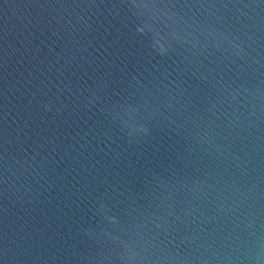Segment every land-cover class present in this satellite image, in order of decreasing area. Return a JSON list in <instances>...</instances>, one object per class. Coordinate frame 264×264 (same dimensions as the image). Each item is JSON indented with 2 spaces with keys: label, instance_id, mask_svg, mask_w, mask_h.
I'll return each instance as SVG.
<instances>
[{
  "label": "water",
  "instance_id": "1",
  "mask_svg": "<svg viewBox=\"0 0 264 264\" xmlns=\"http://www.w3.org/2000/svg\"><path fill=\"white\" fill-rule=\"evenodd\" d=\"M0 264H264V0H0Z\"/></svg>",
  "mask_w": 264,
  "mask_h": 264
}]
</instances>
